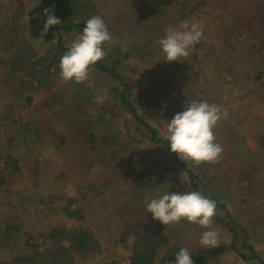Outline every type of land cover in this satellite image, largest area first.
<instances>
[{"label":"rangeland","instance_id":"obj_1","mask_svg":"<svg viewBox=\"0 0 264 264\" xmlns=\"http://www.w3.org/2000/svg\"><path fill=\"white\" fill-rule=\"evenodd\" d=\"M74 1L79 14L102 17L120 42L108 53L120 57L125 78L136 85L131 101L159 137L166 139L167 122L193 100L216 103L229 113L214 129L215 142L223 147L219 162L194 166L184 161L188 170L208 175L217 193L212 228L224 242L202 248L205 229L186 221L166 227L167 235L174 243L187 244L205 264H259L239 253L247 251L241 248L247 230L264 262V0H206L193 15H188L193 5H182L196 0H176L172 9L162 0ZM44 10L33 0H0V220L16 231L11 241L8 231L1 235L0 264H20V254L28 252L26 257L32 258L52 246L49 233L56 227L80 226L96 236L100 251L76 264H130L125 257L129 248L118 241L126 231L162 224L146 205L168 191H194L188 170L121 109L115 83L98 70L76 84L60 78L59 66L53 68L54 98L48 88L22 85L19 76L25 73L12 66L17 55L39 56L41 48L59 38V25L48 29L49 37L41 35ZM185 20L200 22L204 38L178 62L191 68L177 74V62L164 60L157 41L169 25L180 29ZM67 38L73 37L65 38L71 45L74 39ZM97 96L105 97L102 104ZM59 99L82 115L66 119L67 108ZM8 155L19 160L21 171L7 161ZM68 209L78 210L73 218ZM227 216L239 225L238 249L218 220Z\"/></svg>","mask_w":264,"mask_h":264},{"label":"trees","instance_id":"obj_2","mask_svg":"<svg viewBox=\"0 0 264 264\" xmlns=\"http://www.w3.org/2000/svg\"><path fill=\"white\" fill-rule=\"evenodd\" d=\"M33 1L39 5H42L45 9L54 10V13L52 14H54L55 17L61 21V24L55 27L59 38L54 43H49V45L41 48V50L38 51L39 56H37V53L32 54L30 49L29 51L31 53V57H29L26 52H20L21 56L17 55L16 62H14L12 66L15 68V72L21 69V71L25 73L24 76H19V79L22 81V85L36 86L32 88H48V91H50V97L54 98L52 94L53 90L51 88L52 85L50 83L52 76L51 71L53 68L59 66L61 57L66 51H68L70 45L66 44L65 38L67 36H72L73 38H67V40L76 39L80 34H82L86 21L91 17L89 14H86L84 10L81 11L82 13L84 12L83 14H79V6L77 4L78 2L74 0ZM162 1L170 8L173 7L176 2V0H169V2H165L166 0ZM205 1L206 0H196L195 4H192L191 2H184L182 6L193 5L188 10V15H193L196 13L197 9L206 3ZM178 6L181 5L179 4ZM157 14L158 12L153 13L154 18H151L150 22L152 25L149 26L150 28H154V24H156L158 17ZM141 22L144 23V20ZM44 35H46L44 37L50 36L48 33ZM37 40L40 42L42 39L37 38ZM18 42L19 41L17 39H13V47H16L20 51L22 46ZM26 47L29 48L30 43L27 42ZM105 48L107 51L110 50V47L107 45H105ZM124 59L125 58H123V63ZM21 65L23 66L20 68ZM173 66L175 67L177 74H182L185 69L191 68V65L186 63L181 65L178 62L174 63ZM93 68L107 75L115 83L114 91L117 95L121 109L124 112L131 114L138 126H143L146 130H148L151 137L150 140L157 145H163L164 148L172 154L173 160L178 163L180 167L185 168L187 171L188 166H186L184 161H181L175 153L171 152L169 141L158 136L157 129L147 122L145 116L139 114L136 106L131 101V98H133V90L135 89L136 85L125 78L124 73L122 72L125 67L122 66L120 57L116 58V56L108 54L105 60L98 61ZM57 101H60V104L64 108H67L64 109V116L67 117L66 119L73 121L82 115L80 110H78V112H74L70 106L64 103L63 99H59ZM92 135L96 142L97 134L93 133ZM6 159L8 162L13 163L15 170L21 171L20 165L18 164V159H15L12 155L6 156ZM188 174L190 176L191 186L194 191H199L204 196L206 195L208 198L217 201V193L214 192L209 186V181L207 180L208 175H197L193 170H188ZM4 183L5 181L2 179V185ZM1 211L2 203L0 202V213ZM76 211L78 210L68 209L66 210V214L69 218H73ZM218 220L221 223L226 224L229 232L234 237L232 245L234 248L238 249L236 246L238 244L237 241L240 238V233L237 230L239 227L238 223L235 221L231 223L228 216L223 219L218 218ZM0 230H2L0 231V238L4 231H8L7 238L9 241H11L14 233L16 232L13 226L7 224L4 222V220H0ZM166 230L167 229L165 225L157 224L154 227L144 230L126 231L123 233V236L118 241V243H120L121 246L129 248L127 249L129 254H125V257H127V259L130 261V264H175V254L181 248H187L191 252L194 264H205L203 261L204 258H199L198 255H196L189 249V247H187V244L185 245L181 243V240H178L177 243H174L172 238L167 235ZM243 233L244 236L242 238L243 243L241 248H244L247 251L239 252L241 257L249 262L257 260L259 264H264L263 260L257 254L255 246L250 243L252 238L248 235L247 230H243ZM49 240L53 241L52 246L46 247L39 252H35L32 255V258L26 257V255L29 256V254L28 252H24L17 257L16 261L20 264H76L77 259H86L94 254L99 253L100 251V242L96 236L87 232L85 228H82L81 226L71 229L56 227L49 233ZM17 241L18 240H15V242Z\"/></svg>","mask_w":264,"mask_h":264},{"label":"clouds","instance_id":"obj_3","mask_svg":"<svg viewBox=\"0 0 264 264\" xmlns=\"http://www.w3.org/2000/svg\"><path fill=\"white\" fill-rule=\"evenodd\" d=\"M52 13L53 9L44 10L47 21L42 36L51 26L61 24ZM203 38L202 24L185 20L180 29L169 25L164 37L159 39L157 44L161 47L166 62H181ZM114 43L120 42L113 39L104 19L98 15L92 16L86 21L82 34L72 41L68 51L61 57L60 78L76 84L87 82L96 63L105 60L109 54L105 45L110 47ZM122 50L126 48L122 47ZM95 99L97 103L102 104L105 97L97 96ZM228 115L227 110L216 103L196 100L187 103L184 111L175 114L171 121L167 122L166 139L169 141L171 152L181 161L191 162L194 166L219 162L223 147L215 142L214 129L218 122L227 119ZM146 209L153 219L166 227L186 221L205 229L199 240L202 248L218 247L224 242L219 231L212 228L216 216V201L199 191H186L182 194L165 192L158 198L151 199ZM175 264H194L191 252L187 248H181L175 254Z\"/></svg>","mask_w":264,"mask_h":264}]
</instances>
